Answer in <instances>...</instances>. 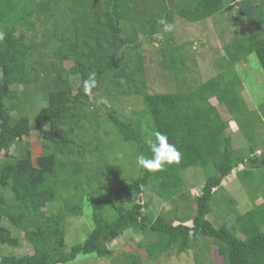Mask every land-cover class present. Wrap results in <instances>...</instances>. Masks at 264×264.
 <instances>
[{
    "label": "trees",
    "instance_id": "trees-1",
    "mask_svg": "<svg viewBox=\"0 0 264 264\" xmlns=\"http://www.w3.org/2000/svg\"><path fill=\"white\" fill-rule=\"evenodd\" d=\"M169 1L176 3L0 0V32L4 33L0 40V246L21 245L20 238L2 225L7 219L34 249L33 254L22 257L0 254V264H69L81 255L112 259L114 251L109 245L128 231L151 233L156 239L140 244L145 245L149 261L174 251L186 254L194 243L205 239L218 247L224 264H264V184L257 176V171L264 169V153L257 154V144L246 155L241 154L227 134L232 123L250 142L262 133L257 132L264 125V114H260L264 108L248 111L235 66L255 55L264 71V0H254L259 28L238 11L240 0H179L175 10L168 8ZM236 12L253 30L237 34L224 47L225 56L219 59L220 68L226 66L222 71L187 91L147 92L142 58L133 63L127 57L142 46L143 37L149 44L160 43L156 35L164 24L159 21L172 25L178 15L196 23L222 13L228 15L226 22H234ZM172 43L167 36L161 64L184 85V75L190 71L180 56L182 48ZM68 62L71 66L67 69ZM92 74L95 86L89 81ZM43 79L48 82L45 86ZM85 81H89L87 93ZM38 92L44 94L46 106L34 121L41 151L31 161L30 145L23 141L32 129L27 107ZM117 94L143 98L141 116L150 119L148 130L116 109L106 108L104 121L117 135L106 141L98 135L103 126L97 102L102 95ZM221 107L232 116L230 121L222 118ZM90 123L93 130L84 125ZM155 132L167 135L182 155L178 164L150 172L137 166L136 157L152 155L144 137ZM120 142L131 145L134 154H128L123 164L112 163L103 149ZM15 146L20 149L18 157L12 154ZM93 151L101 155L95 156ZM87 154L94 159H88ZM244 166L249 167L237 176L253 206L239 214L234 198L224 200L216 193L220 189L225 192L224 181ZM195 167L216 173L195 199V216L180 215L179 210L172 213V220L167 215L155 216L149 209L152 197L144 199L148 191L169 201L179 195L189 201L183 172ZM106 180L112 185L104 190ZM5 191L11 193L10 198ZM88 194L94 228L83 242L67 251L68 220L83 215L82 201ZM211 202L229 204L237 213L233 227L226 223L217 227L208 219L214 213ZM122 258L116 264H145L138 253L123 254ZM197 264L206 263L197 258Z\"/></svg>",
    "mask_w": 264,
    "mask_h": 264
},
{
    "label": "rangeland",
    "instance_id": "rangeland-1",
    "mask_svg": "<svg viewBox=\"0 0 264 264\" xmlns=\"http://www.w3.org/2000/svg\"><path fill=\"white\" fill-rule=\"evenodd\" d=\"M178 2L179 0H176V3ZM176 3H170L169 1L168 8L175 10L174 8L177 7ZM227 16L228 15L226 14L220 13L207 20L190 23L180 16L175 15L170 31H165L162 27L158 29L156 39L160 41V43L149 44L143 37L141 39L142 46H140L138 50H133L127 59L135 63L139 57L142 58V71L146 76L147 92L149 94H168L178 92L181 89H186L185 91H187L188 88L194 89L213 76H216L218 72L222 71L226 66L225 64L221 65V69L219 66V59L225 56L224 47L230 43L237 34L248 33L253 30L252 27H248L249 24L246 21L243 22L244 19L242 14H238V12L233 13L234 22L231 20L226 22ZM38 27L41 31H43L40 26ZM167 36L172 38V44L175 47L182 48L180 56L185 58V66L190 71V74L184 75V85H182L180 81L175 78L171 71H166L161 64V60L163 59L162 45L164 44V40H166ZM42 40H44L43 35ZM49 53L50 51L48 50L47 54ZM70 66V62L65 63V67L67 69ZM235 69L236 73L239 74L243 82L242 92L244 99L248 104L247 106L249 107L248 111H250V113L253 112V110L261 111L260 108H264V71L259 60L255 55H253L250 57L249 62H241L235 66ZM47 83L46 79H43L41 82L43 86ZM75 83H78V81ZM43 97L44 94L40 92L35 93V99L33 101L30 100V104H28L27 107V114L31 119L32 129L30 136L25 138L23 143L28 142L30 145L32 157L29 158L31 161V158L36 159L41 151V142L34 126V121L36 116L41 112L42 108L46 106ZM214 103L217 104L216 102ZM97 104L101 109L100 116L103 126L98 135L104 140L108 141L117 138V135L112 130V127L107 125L104 121L106 115L104 110L106 108L116 109L121 114H124L127 120H132L136 125L140 123L144 131L148 130V122L150 119L141 116L144 109V101L142 97L136 95L124 97L119 94L116 96L102 95ZM220 113L224 120L230 121L232 119V116L225 108L221 107ZM260 114L263 115L264 113L260 112ZM262 118H264V116H262ZM84 125L86 128L93 130V123ZM258 129L257 133H264V131H261L264 130V125L262 126V129L259 127ZM109 131L111 132L110 135H106L105 132ZM227 134L232 136L233 146L241 154L246 155L247 151L251 147L257 146V144V154L261 155L264 153V134L261 137V134L259 136H255L256 139L253 142H250L244 134H241L240 131H238L235 123L229 125ZM117 143L118 142H116V144ZM104 151L105 158L116 164H123V161L125 162L124 158H127L128 154H134V148L131 145H125L121 142L113 148L106 149L105 147V149H103V153ZM19 152V146L12 148V154L14 157H18L20 154ZM93 152L95 156L101 155L96 151ZM120 153H123V158L120 157ZM87 158L91 160L94 159L89 155ZM1 159H4V157L2 156ZM248 167L249 166H244L235 170L223 183V189L225 192L220 189L219 192L216 193L218 198H224V200H226V198H234L236 201V209L239 214L246 213L253 206L248 191L245 190V187L238 180L239 178L237 176L238 172L245 170ZM257 174V176H259V183L262 182L264 184V169L257 171ZM215 175L216 173L213 172V169L207 172L197 167L189 168L183 172V178L185 181L184 191L189 201L184 200L180 195L172 201L165 200L157 194L152 193L150 190L144 199L147 198V196L152 197V207L149 209L155 216L167 215L169 220H172V213L179 210L180 215L189 213L193 217L195 216L197 210L195 199L201 195L202 189L208 179L210 177H214ZM258 181L256 182L258 183ZM107 182L109 181L106 180V185ZM110 185L112 184L108 183L107 186L104 185V190L110 188ZM5 195L7 198L11 197V193L8 191H5ZM261 201L263 200H260L259 202ZM211 203L214 213L210 214L208 219L212 223L214 222L217 227L225 223L229 227H233L235 225L237 213H234L229 209V204L224 203L219 205V202H215L214 204L213 202ZM82 206L84 207L83 215L70 216L68 220L69 228L66 237L67 251H69L72 246L83 242L94 228L93 210L89 200V194L84 198V202L82 201ZM2 225L10 229L15 237L20 238L21 245L18 247L1 245V255L22 257L34 253L33 247L26 239L23 238V234L14 229L7 219H3ZM149 234L151 235V233ZM150 235L148 236L144 233L141 234L128 231L120 239L109 245V248L114 251L112 259H98L94 255H81L76 261L69 264H116L122 261L123 254L134 253H138L145 261V264H197V258L200 261L205 260L206 264H224V260L219 254L218 247L212 240L205 239H201L203 243H194V247L186 254L176 255L174 251L172 254L162 255L156 261H149L148 253L146 247L144 246L156 241V239ZM239 237L244 238L240 234ZM141 243H144L145 245L140 247Z\"/></svg>",
    "mask_w": 264,
    "mask_h": 264
},
{
    "label": "clouds",
    "instance_id": "clouds-1",
    "mask_svg": "<svg viewBox=\"0 0 264 264\" xmlns=\"http://www.w3.org/2000/svg\"><path fill=\"white\" fill-rule=\"evenodd\" d=\"M159 23L164 24V30L170 31L172 25L167 24L164 20L159 21ZM4 33L0 32V40H3ZM94 74L89 77V81L92 82V86H95V81L93 79ZM89 81H85V92L89 91ZM144 143L148 146L151 156H145L140 154L136 157L137 166L146 169L150 172H156L163 170L166 166L173 164H178L181 160V152L176 147L168 141L167 135L161 132H155L154 135L145 136ZM120 157L123 158V153H120Z\"/></svg>",
    "mask_w": 264,
    "mask_h": 264
},
{
    "label": "water",
    "instance_id": "water-1",
    "mask_svg": "<svg viewBox=\"0 0 264 264\" xmlns=\"http://www.w3.org/2000/svg\"><path fill=\"white\" fill-rule=\"evenodd\" d=\"M236 6L238 11L243 13L248 23H256L257 28L260 27L259 20L256 17L254 0H240Z\"/></svg>",
    "mask_w": 264,
    "mask_h": 264
}]
</instances>
